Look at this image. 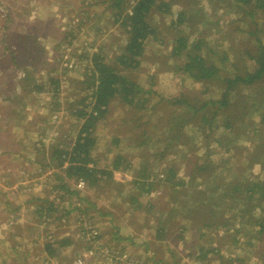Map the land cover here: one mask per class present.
I'll return each mask as SVG.
<instances>
[{"label": "rangeland", "instance_id": "374dc122", "mask_svg": "<svg viewBox=\"0 0 264 264\" xmlns=\"http://www.w3.org/2000/svg\"><path fill=\"white\" fill-rule=\"evenodd\" d=\"M166 1L174 3L171 13L158 12L156 9L152 11L150 22L155 28L156 40L155 38H148L145 43L144 53L139 58V67L127 75L136 81L141 88L154 92L149 96L151 100L146 106L148 111L130 109L120 105L118 102H113L111 110L104 116L103 120H101L102 122L97 125L95 131L99 145L98 155L102 159V163L111 161L113 157L123 151L126 155H131V160L134 161L132 169L128 172L122 171L123 173H130L131 176H137L143 171V168H140V164H138L143 163L148 174L156 177V174H159L161 170L159 166L154 168L161 161L159 155L165 151L171 140L174 141L171 142V145L178 140L177 138L173 139L177 132L169 133L165 130V127L175 112H177V116L183 117L189 111H186L184 106L173 107L166 101L183 98V95L191 93L189 91L193 89L204 90V87L195 83L187 75L177 72L176 68L182 65V57H172L170 52L171 44L174 43L178 36L183 34L195 37L194 32L197 30L208 42L206 43L208 50L210 47H226V50H229L234 45V40L226 36V31L230 26L228 27L223 22L229 21L232 16L223 15L219 22L217 19L222 14V11L219 10L218 15L215 16L214 9H211L208 0ZM113 2V0H0V160L4 164L7 161L12 164V158L8 150L16 147L15 141H21L26 145L29 142L32 144V141H41L40 138L44 137L41 144H44L47 150L53 143V138L58 135H65L70 141L76 137L78 131L76 126L78 124L76 125V119L72 117L71 112L73 113L76 107L80 109L79 105L84 98H88L86 103H93L90 97L91 92L84 91L87 86L84 81L92 70L91 60L93 54L102 51L106 61L112 63L118 55L123 53L124 45L128 42L126 30L122 26V19L117 20L118 10L113 8ZM183 10L191 15L192 18H195V23L194 25L192 24L193 27L189 22L180 28L172 27V20L175 19L176 14ZM125 15L123 14L122 17H125ZM260 15L257 17L259 24L254 19H252V23L247 20V24L248 26L251 24L259 26L253 30L257 31L256 37L259 40V44L264 46V14ZM198 19H202V21H198ZM244 29L246 32L250 31L249 27ZM253 30L251 31L254 32ZM70 31L73 34L66 36V32L69 33ZM228 32L231 31L228 30ZM238 35L245 42L246 39H249L245 32L244 34L243 32L238 33ZM63 38L66 39L65 42ZM238 41H240L239 38ZM92 44L95 46L91 47ZM259 44L256 43V38H252V44L247 41L246 48L252 51L254 55L257 51L256 45ZM232 49L237 50L235 47ZM218 51L220 52L222 49ZM232 54L229 52L227 62H223V65H220L224 69V75L235 76L236 71L244 70L243 65H254L248 61L246 64H240V61ZM233 63H237V67ZM71 64L76 66V68H71ZM36 79L39 81L36 83L38 86L33 87ZM17 83L22 93L14 95L11 91ZM218 95L219 92L215 90L206 92L204 96L207 97V100H215L219 98L220 95ZM237 95H244L248 98L254 94L245 87ZM41 103L43 106H40ZM13 108L18 113L14 116L7 115ZM88 113L90 112L88 111ZM129 113L133 116V121L130 125H127L129 127L127 128L124 125V119L125 115ZM24 115L27 121H24V128L19 129L16 125L22 123ZM188 115L189 113L186 114V117ZM201 115L202 113L194 120L192 126L184 128L182 141L186 140V142L183 141L185 145H179L181 148L170 149L169 154L165 158L166 161L178 160L180 157L178 164L182 168L181 173L189 175L192 170L183 165L186 162V158L183 155L188 153V155L194 154L195 157H198L204 151L207 155L200 154L202 155L201 163L206 166V169L210 170V173L219 165L218 171L223 172L227 180L235 178H241L240 180H242L244 176L250 177V173H247L250 163L245 160L247 155L236 146L253 149L254 146L264 139V131H261L262 126L258 124L261 121V114H250L252 115L250 117L251 123L256 121L255 124L260 126L259 133H254V129L243 121L242 124L237 125L238 137L235 139L230 138L232 132L229 129H225L222 124L223 114L215 122L216 126L206 128L204 133L198 132L196 127L200 126ZM184 119L188 120V118ZM144 130H147L148 136H151L153 140L147 149H139L132 142L129 144V140L135 139V136L142 134ZM207 135L210 137L206 139ZM248 135L250 140H252L250 142L245 139V136ZM120 136L124 140L120 142L119 146H110L111 141ZM128 145H131V148ZM190 147L195 152H189ZM254 155L251 154L250 159V162H254L250 164L253 165L251 166V172L261 181L264 179V170L258 164H255L259 158L254 160ZM209 161H213L215 164H210ZM163 164L165 165L162 168L163 170L169 167L166 166L165 161ZM223 166H225V169ZM38 169L39 172L37 174L41 172V168ZM54 171L56 170L54 169ZM50 174L48 172L44 179H40L43 178L42 175L36 178V180L39 179L38 181H41V183L38 182L37 184L41 191L28 190L27 187L29 186V189H31L30 185H34L35 182L29 184V177L27 178L23 174L22 176L26 180L19 187L21 185L25 187L22 195H20L22 196L20 199H25V202L32 201L33 197L40 200L47 198L49 201L54 200L56 204L60 205V210L56 214L57 218L55 217V221L52 224L49 223L48 219L45 222L41 218V220L37 219L36 221L39 216L34 212V209L33 211L30 210L32 215L27 216V219L31 223L39 225L38 228L29 223H18L16 225L17 219L15 215H7V213L10 208L15 207L16 202L19 203L20 199L15 204L13 202L10 204L11 201L8 195L0 192V264H46L50 261L49 258L41 254L40 248L36 253L32 248L35 236L39 235L40 239L47 237V240L50 241V238L51 240L55 239L53 233L62 235L68 230L74 234L72 230L75 226H78L79 234L82 232L84 236V248L91 246V251L96 247L97 252H101L102 247L108 249L109 246H103L105 244L103 241L96 240V242H93L91 236L94 235L92 231H95L97 236H99V229L102 226H106V229L111 227L109 226L110 213L115 215L113 225L115 227L117 225L123 234H125L123 227L128 221L130 224L137 225L136 228L139 226L146 227L147 224L143 218H134V214H143V209H138L134 213L129 211L131 209V206H129L126 210L125 202L132 195V189H130L131 186L128 184L130 183L129 180L126 181L122 178L124 177L123 175L112 181L100 182L92 187L81 186L83 188L80 189L78 194L67 195L66 198H63V192H51L56 182H54L52 176H49ZM19 178L18 173L11 172V177L8 180L14 179L15 186H18ZM160 180H163V178ZM29 181L32 180L29 179ZM157 184L159 185L156 181L154 189L159 188V186H156ZM124 187L126 189L124 191L121 190ZM76 188H78V185H73L72 191ZM158 192L153 196L160 199L156 208L160 207L159 210H165L163 207L165 204L162 203V199L167 194L160 190ZM134 193V195L139 196V192L134 190ZM168 194L170 195L169 201L174 200V197L179 200L181 198L174 194L172 197L171 191ZM134 198L136 199L135 207H138L140 200L144 199L146 202L149 199H145L143 196L138 199ZM116 205L119 208H116ZM234 213L236 211L231 214ZM127 215L131 216L128 221L124 220ZM245 216L246 222H244V225H247L249 233V231L253 230V226L247 222L250 216L248 214ZM230 231L232 232V230ZM244 231L247 230H243L238 236L239 241H233L231 236H225L228 232L224 231L227 241L225 250L228 251L229 255L233 253L228 258L235 255L234 259H236V263L230 264H260L254 248L250 246V243L255 242L251 238L255 230L247 235H245ZM228 241L234 245L229 244ZM21 243L26 245L25 248H28L30 252L32 251L33 257L31 259L28 256L26 257L23 250L20 249ZM109 244L114 245L115 243ZM111 247L113 248L109 249L115 248L114 246ZM143 250V247L136 248L132 246L126 249V253L137 259L141 264H158L155 259L153 260L154 257L150 259L151 256L149 257ZM81 251L80 248L74 250L77 253ZM71 252L67 250L66 254H64L66 258L62 260L66 264H70ZM39 255L41 262L35 260ZM95 256L88 254L89 260L87 259V262L91 261V258ZM79 257L81 258L82 256L78 255L75 260ZM186 261L189 264H201L193 258ZM217 263V260L213 258L211 262L208 260V263L203 264Z\"/></svg>", "mask_w": 264, "mask_h": 264}, {"label": "trees", "instance_id": "16d2710c", "mask_svg": "<svg viewBox=\"0 0 264 264\" xmlns=\"http://www.w3.org/2000/svg\"><path fill=\"white\" fill-rule=\"evenodd\" d=\"M113 1V8L118 10L117 20L122 19V26L128 36V42L124 45L123 53L118 55L112 63L106 61L102 51L93 54L91 60L92 70L84 81L87 85L84 91L91 92L90 97L93 103H86L88 98H84L79 105L80 109L76 107L74 112H71L72 117L76 119V125L78 124L76 126L78 129L76 137L72 141L65 135L54 137L50 148L52 153L49 163H47L48 159L46 160L49 157L47 150L42 148L38 152L41 157L38 164L42 169L39 175L47 174L55 169L56 171L50 174L54 182H56L51 192H63V198H66L67 195L78 194V190L72 191V188L73 185L76 186L79 182L85 184V187H92L106 180L112 181L115 172L132 169L134 161L131 160V155H126L123 151L113 157L111 161L102 163L103 161L98 155L99 145L95 136L96 127L111 110L113 102H118L120 105L130 109L148 111L146 106L151 100L149 96L154 93L141 88L136 81L127 75L139 67V58L144 53L145 43L148 38L154 39L156 37L155 28L150 22L152 11L156 9L158 12L171 13L174 3L166 0ZM208 3L211 9H214L215 16L218 15L219 10L222 11L218 19L216 18L219 22L223 15L232 16V19L223 22L228 27L230 26L226 31V36L234 40L233 47L237 50H233V47L229 50H226V47H210L208 50L206 48V43L208 42L197 30L194 32L195 37L183 34L178 36L174 43L171 44L170 52L172 57H182V65L176 68L177 72L187 75L195 83L204 87V90L193 89L189 91L191 93L183 95V98L166 101L173 107L184 106V109L189 112H186L183 117L177 116V112H175L168 121L165 130L169 133L176 131L177 135H174L173 139L177 138L178 140L173 145H171V142H174L172 140L168 143L165 151L159 155L161 161L155 166L153 164V166L154 168L161 167L160 174L166 173L167 181L170 183L174 180L175 185L181 188L180 194L183 200L181 202L186 204L193 202L194 206H186L187 211L184 213L188 214V219L194 222L195 225H205L208 227V231L212 230L214 232L233 230L238 236L243 230H247L244 231L245 235L251 234L255 230L251 236L255 242L250 243V246L254 248L260 264H264V179L259 181L251 172V166L253 165H250L254 163L250 162L251 154H255L253 156L254 160L259 158L255 164H258L264 170V139L261 142L258 141L259 144L254 146L253 149L236 146L247 155L245 160L250 163H247L249 164L247 173H250V177L244 176L242 180H240L241 178L227 180L223 175L224 173L218 171L219 165L210 173V170L206 169V166L201 163V156L207 155L204 151L202 153L199 152L202 155L199 154L198 157H195L194 154L188 155V153L183 155L186 158V162L183 165L192 170L189 175H184V179L183 177H177L182 170L180 164H178L180 157L178 160L175 159L169 162L165 159L170 149L181 148L179 145H185L183 141L186 142V140L182 141L184 128L192 126L200 113H202L200 126L196 128L201 133H204L206 128L210 126H216L215 122L219 120L222 114L224 115L222 124L225 129H229L232 132L231 139L238 137L237 125L242 124L243 121L254 129V133H259V125L262 126L261 131H264V46L259 44V40L256 37L257 31L253 30L259 26L254 24L248 26L247 24V20L252 23V19L258 23L257 17L261 16L260 14H264V0H208ZM217 7L218 9L216 10ZM131 8L132 15L129 14ZM123 14H126L125 17H122ZM198 21H202V19H198ZM187 22L192 26L195 23V18H192L191 15L183 10L176 14L171 26L180 28ZM245 27H249L250 31L246 32ZM228 30L231 32H228ZM242 32L243 34L245 32L249 38L246 39V42L240 39L241 37L238 35V33ZM71 34H73L72 31L66 32V36ZM238 38L240 41H238ZM252 38H256V43L259 44L256 45L257 51L254 55L252 51L246 48L247 41L252 44ZM63 40L64 42L66 41L65 38ZM219 49H222V51L219 52ZM229 52L233 53L232 55L240 61V64L252 62L254 65H243L244 70L236 71L235 76L224 75V69L220 65H223V62H227ZM233 64L235 67L238 65L237 63ZM36 83L33 86H38ZM245 87L251 90L254 95L248 98L244 95L238 96L237 94L240 90ZM215 90L219 92V98L207 100V97L204 96L206 92ZM146 95L147 97L145 98ZM188 113L189 115L186 117ZM251 113L253 115L255 113L261 114L259 125L255 124L256 121L251 123ZM184 118H188V120ZM132 121L133 116L130 113L126 114L124 125L129 128L127 125H130ZM146 131L144 130L142 134L136 135L135 139H128L129 144L132 142L139 149H147L153 140ZM208 137L210 136L207 135L206 139ZM245 139L248 142L252 141L249 135L245 136ZM123 140L121 136L116 137L111 141L110 146L115 145L118 147ZM128 147L131 148V145H128ZM108 150L110 151V149ZM191 151L195 152L190 147L189 152ZM164 161L166 166H169L165 170L162 169L165 167ZM138 164H140V168H143L141 173L149 175L144 168L145 164ZM210 164L215 163L212 161ZM223 168L225 169V166ZM188 185H190L191 190L188 189ZM202 186L204 189H202ZM193 187L201 188L192 191ZM32 200L37 203L34 205V212L39 216L38 219H44V222L48 219L49 223L52 224L60 210V205L56 204L54 200L49 201L47 198L43 200L33 198ZM233 211H236V213L231 214ZM247 214L250 216L247 222L253 226V230L249 231V233L247 225H244V222H246L245 215ZM197 219H200L203 223H199ZM238 236L233 241H239ZM100 238L97 237L98 240ZM49 240L46 242V252L51 258H60L61 254L64 255L63 249L71 245L70 240H51V238ZM108 250L110 249L108 248ZM111 250L113 251L110 252L115 251L114 249ZM211 251L214 252L210 250L208 253H211ZM147 255L153 257L152 254ZM234 257H226L225 259L220 256L219 262L221 261L222 264L236 263Z\"/></svg>", "mask_w": 264, "mask_h": 264}, {"label": "crops", "instance_id": "0c3cea01", "mask_svg": "<svg viewBox=\"0 0 264 264\" xmlns=\"http://www.w3.org/2000/svg\"><path fill=\"white\" fill-rule=\"evenodd\" d=\"M93 46L95 45L92 44L91 47ZM35 82H39V81L36 79ZM18 86H19L18 83L15 84L12 88L11 93H14V95L20 94V92L22 93L20 87ZM16 98H20V97H16ZM40 106H43V104L41 103ZM40 110H42V108H40ZM16 113H18V111L16 110L14 111L13 108L7 113V115L14 116ZM6 118H8V116H6ZM22 118H23L22 123L20 125L15 124L16 127L19 129L20 128L23 129L24 121H27L25 115ZM41 143H43L42 140L38 142L32 141V144L31 142H29L26 145H24V143H22L21 141H15L16 147L14 149L8 150L12 158V164H9V161L5 162L6 164H4V162L0 160V192H3L4 194L8 195V198L11 201L10 204H12V202L13 204H15V202L18 201L20 197H22L20 195H22L25 187L24 185H21L19 187V185L23 183L24 180H26V178L23 176H26L27 178L29 177V179L32 180L29 181L28 179L29 184L35 182L34 185H30L31 189H29V186L27 187L28 190L41 191L39 190L40 187L37 185L38 182L41 183V181H38L39 179L36 180L38 176H41L39 175V173L37 174V172H39L38 168H41L38 164L40 162L39 159L41 158L38 152H40L42 148L45 149L44 144ZM51 146L52 145H50V147L47 148V153L49 154V157L46 158V160L48 159L47 163L51 161V153H52L51 152L52 150L50 149ZM11 172L15 174L16 173L19 174L20 178L19 181L17 182L18 186H15L16 184H14L15 183L14 179L8 180L11 177ZM126 172L125 173L120 171L115 172L113 179H117L119 176L123 175L124 177L122 178H124V180L126 181L129 180L130 183L128 182L127 183L131 186L130 189H132L131 191L132 195L128 197V200L125 202L127 206L126 210L129 206H131V209L129 211L134 213L138 209H143V214H139V215H136L134 213L133 214H134V218H143V220L147 225L146 227L139 226L138 228H136L137 225L128 223L129 222L128 220L131 216L127 215V218H125L124 220L128 222L123 227V229L125 230V234H123L121 233L117 225L116 227L113 225L114 224L113 222H115V215L110 213L109 226H111L112 228L110 227L109 229H106V226H102L101 228L99 227L100 228L99 237H101L100 241H103L105 243L103 246L105 245L109 246L108 248H113L111 246H114L115 247L114 250H116L114 252H126V249H129L132 246L136 248L143 247L144 248L143 251L145 252V254H152L154 258L149 256L150 259L151 258H153V260L155 259L156 263L158 264H189L186 260H190L191 258H193L194 260H196V262L201 264L208 263V260L211 262V260H213L214 258L217 260L218 262L217 264H222V262L221 261L219 262L218 260L220 256L226 259V257L228 258V256L233 255V253L229 255L228 251L225 250V244L227 243L225 236L227 235L231 236L234 240L238 235L232 230V232H228L224 236L225 233L223 230L219 232H214L212 230L208 231V227H206L205 225H201V226L195 225L194 222L190 221L187 217L188 214L184 212L187 211L186 206L188 207L194 206L193 202L186 204L184 202H181V198L179 200L176 197L173 198L174 200L169 201L170 198V195L168 194L169 191L172 192V197L173 194L177 195V197L178 196L181 197L180 194L181 188L175 185L174 180H172V182L169 183L167 181L166 173L165 174L159 173L156 175V177H154L151 175H144L141 172L137 176H131L130 173H126ZM42 177L43 178L40 179H44L46 177V174L42 175ZM162 177H164L163 180H160L162 179ZM177 177L179 178L183 177V179L185 178L184 175L181 173V171L179 172ZM156 181L159 183V185L158 184L156 185L159 186V188L156 187L157 189H154ZM186 181L188 180L186 179ZM151 184L153 185L151 186ZM77 185L78 188H76L75 190H78V192H80V189L83 188L81 186H84L85 184L79 182ZM188 186H189L188 189L191 190L190 185ZM200 188L201 187H193L192 191L199 190ZM124 189L126 188L124 187L121 190L124 191ZM202 189H204L203 186ZM134 190L135 192H139V196L134 195L135 194ZM158 190L167 194L166 197L162 199L163 200L162 203L165 204L163 205L165 210L164 209L159 210L160 207L156 208V205H159L157 203L160 202V199L158 197L155 198L153 196L155 193L156 194L159 193ZM119 193L121 194V192ZM35 194H39V193H35ZM142 196L145 199L149 198L148 201L145 202L144 199L141 198L143 200H140L139 201L140 203H138V207H135L134 203L136 202V200L134 197L138 199L139 197ZM35 203L36 201L34 200L25 202V199L23 200L20 199L19 203L16 202V205H14L15 207L10 208L9 212L6 213L7 215L8 214L15 215L17 219L16 225H18V223L33 224L30 222V220L27 219V216L32 215V213H30V210L31 211L34 210ZM182 205L184 206L182 207ZM115 207L119 208L118 205H116ZM37 219L38 218H36V221ZM197 220L199 223H203V221H201L200 219ZM35 226H37V228L39 227V225H35ZM72 231L74 232L75 235L69 232L68 230H66V233H63L62 235H57L51 231L54 234L55 240L56 239L70 240L71 245L68 246L66 249H63L64 254L67 250L72 251L69 259L70 264L74 262V260L78 257V255L83 256L84 264L87 263L120 264L119 262L109 260L105 256L104 251H113L111 249L108 250L102 247L104 251L102 249L101 252L99 251L97 252L95 250V253L90 254L89 251L90 248L92 247L88 245L89 246L88 248H84L85 239L84 236L82 235V232L79 234L78 226L77 227L75 226ZM35 237L36 238L32 248L35 253L40 248L41 254L46 258H49L50 261L47 262L46 264H66L62 260L66 258L65 255L61 254V257L58 259H56V257L51 258L50 256H48V253L46 252L47 237L42 239L39 238L40 237L39 235H36ZM109 243H115V244L110 245ZM228 243L232 244L229 241ZM25 246L26 245L22 244L21 245L22 248L20 247V249L23 250V253L24 255H26V257L28 256V258L31 259L33 257L32 251L30 252L28 248H25ZM79 248L82 250L80 253L74 252V250ZM94 249H96V247ZM197 249L198 251L196 252ZM210 250H213L214 252L211 251V253H208ZM88 254L96 255V256L94 258H91V261L87 262V259L89 260ZM35 260L41 262L40 255Z\"/></svg>", "mask_w": 264, "mask_h": 264}, {"label": "built area", "instance_id": "2783aa9c", "mask_svg": "<svg viewBox=\"0 0 264 264\" xmlns=\"http://www.w3.org/2000/svg\"><path fill=\"white\" fill-rule=\"evenodd\" d=\"M129 14L132 15V8L129 10ZM65 48H66V46H65ZM66 49L68 50V48H66ZM70 67L76 68V66H74L73 64H71ZM92 234H94V235L91 236V239L93 242H96V240H98L97 237H99V236H97V233L95 231H92ZM89 237H90V234H89ZM95 250L96 249H93L89 253L93 254V253H95ZM110 253H113V254H110ZM104 254L109 260L119 262L120 264H141L137 259L132 258L131 255H129L126 252L104 251ZM81 258L79 257L77 260H75L74 264H84L83 256Z\"/></svg>", "mask_w": 264, "mask_h": 264}]
</instances>
